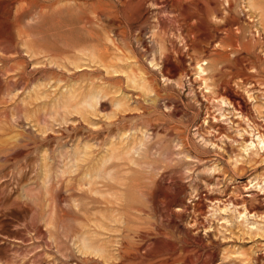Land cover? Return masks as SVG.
Returning a JSON list of instances; mask_svg holds the SVG:
<instances>
[{
    "label": "rangeland",
    "instance_id": "374dc122",
    "mask_svg": "<svg viewBox=\"0 0 264 264\" xmlns=\"http://www.w3.org/2000/svg\"><path fill=\"white\" fill-rule=\"evenodd\" d=\"M173 4L0 0V264H264V23Z\"/></svg>",
    "mask_w": 264,
    "mask_h": 264
},
{
    "label": "bare ground",
    "instance_id": "6f19581e",
    "mask_svg": "<svg viewBox=\"0 0 264 264\" xmlns=\"http://www.w3.org/2000/svg\"><path fill=\"white\" fill-rule=\"evenodd\" d=\"M173 3V7L178 9L188 21H196L197 25H195V29H198V31H200L199 29L207 30L208 26L212 25L222 32V34H226L228 37L230 36L229 38L232 43L230 42L231 45L227 46L230 49H226L222 43V54H228V51H230V53L235 52L239 46L238 38L242 30L239 19L241 18V13H245L244 8H249L250 14L254 13L255 15H260L264 23V0H173ZM250 9H252L253 12H251ZM192 30L193 28L190 31ZM206 32H208V30ZM167 58L162 60L164 68L169 66V59ZM156 60H158V58H156ZM197 65L199 66L201 74H203L207 72L211 63L208 59H201L198 61ZM225 98L237 110L244 112L245 105L237 96L226 93ZM208 264H210L209 261Z\"/></svg>",
    "mask_w": 264,
    "mask_h": 264
}]
</instances>
